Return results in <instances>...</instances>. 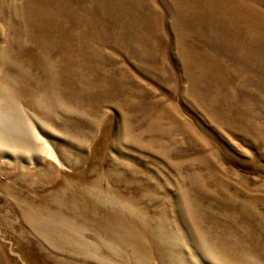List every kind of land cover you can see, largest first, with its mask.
Wrapping results in <instances>:
<instances>
[{
	"label": "rangeland",
	"instance_id": "1",
	"mask_svg": "<svg viewBox=\"0 0 264 264\" xmlns=\"http://www.w3.org/2000/svg\"><path fill=\"white\" fill-rule=\"evenodd\" d=\"M0 264H264V0H0Z\"/></svg>",
	"mask_w": 264,
	"mask_h": 264
}]
</instances>
